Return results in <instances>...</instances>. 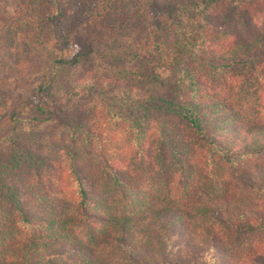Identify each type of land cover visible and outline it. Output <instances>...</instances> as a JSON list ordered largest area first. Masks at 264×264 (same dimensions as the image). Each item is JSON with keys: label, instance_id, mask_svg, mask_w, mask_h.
<instances>
[{"label": "trees", "instance_id": "1", "mask_svg": "<svg viewBox=\"0 0 264 264\" xmlns=\"http://www.w3.org/2000/svg\"><path fill=\"white\" fill-rule=\"evenodd\" d=\"M11 2L21 13L13 27L0 30V44L20 39L25 54L19 61L35 76L24 83V70L15 76L10 94L0 93L4 103L13 98L22 101L21 107L32 104L33 113L29 130L13 131L8 148L0 149V188L5 190L0 213L6 218L0 226V264H264L258 245L264 242V120L235 102L234 94L242 80L251 89H259L254 81L264 89V30L259 29L264 28V0H227V5L221 0ZM63 2L69 7L64 9ZM210 5L223 13L222 28L192 20L186 22L187 33L178 13ZM210 14L205 18L212 20ZM62 17L69 21L58 23L59 41L77 49L68 60L30 40L35 29ZM210 32L215 36L209 38ZM119 36L127 42L113 48ZM43 52H49L47 59ZM90 57L115 71L79 74ZM135 86L147 89L133 99L129 92ZM115 95L137 101L140 118L112 109L107 101ZM168 115L176 116L180 127ZM40 144L66 156L40 153ZM66 144L95 149L104 187H114L112 196L118 199L131 202L138 188L133 180L140 174L129 169L150 170L156 163L181 189L192 187L194 176L202 174L199 187L206 186L204 195L212 189V195L198 194L193 186L182 196L184 204L170 198L115 212L99 197L96 177L75 162L76 150ZM107 144H136L133 158L140 161L126 163L119 146L112 158ZM53 170L61 173L56 180ZM228 174L243 184L239 192L214 186L217 177L221 181ZM56 182L75 191L70 213L49 214L36 205L63 189ZM3 201L12 207L10 215ZM247 202L256 204L250 212ZM81 229L86 239L74 237ZM250 235L258 238L245 243Z\"/></svg>", "mask_w": 264, "mask_h": 264}, {"label": "rangeland", "instance_id": "2", "mask_svg": "<svg viewBox=\"0 0 264 264\" xmlns=\"http://www.w3.org/2000/svg\"><path fill=\"white\" fill-rule=\"evenodd\" d=\"M12 1V0H11ZM9 2L8 0H0V30L1 29H9L11 28L10 26L13 27L15 21V17H19V13L21 11L17 9L16 3ZM128 1V0H127ZM223 4L227 5V0H221ZM219 2V1H218ZM68 4L67 2H63V8L66 9ZM20 11V12H19ZM206 13H212L211 18L214 17L212 20L211 19H206L205 14ZM183 24L182 26L185 27L187 30V33L189 32L187 23L190 24L192 20L195 21H201L202 24H211L213 29H221L220 23H218V20H220V17H222L223 13L220 12L219 8L217 5H210V7H205L204 10L200 11L197 9H188V8H183L182 12L178 13ZM217 14V15H216ZM56 19V18H55ZM206 20V22L204 21ZM210 20V21H209ZM68 18L62 17L59 22L56 19L52 23H45L43 24L39 29H35V31L32 33V37L30 38L31 41L36 40V45L40 46L39 43H41V46H47V48H50L51 51L55 55L61 56L63 59H70L72 55L76 52V47L75 46H68V47H63L59 41L60 35L58 34V28L59 24L58 23H66L68 22ZM187 22V23H186ZM208 26V25H206ZM223 26V25H222ZM241 29L240 27H238ZM260 30H264L263 27H259ZM36 32V33H35ZM210 34L215 36L214 33L210 32L209 33V38ZM20 36V35H19ZM126 38L124 36H119L115 40V43L112 44L113 48H117L116 45H122L125 42H127ZM199 45L197 41V46ZM24 43H21L20 39H6L3 41V43L0 44V93H11V86L13 85V82L15 81V76L19 73H23L24 70L28 71L27 75L23 77L24 83L28 84L33 81L34 78V72L33 69L30 68V65H27L25 62H20L19 60L24 57L25 50H24ZM113 48H111L110 51H113ZM45 56H42V59H47V55H49V52H43ZM115 56V53L112 52L108 54V59L110 58V62L113 63V57ZM41 59V60H42ZM37 63H39L37 61ZM199 63V62H197ZM104 69L103 71L107 74L113 73L115 71V67H108V64L101 62L99 63L98 60L95 57H90L88 60L84 61L83 65L78 69L79 74H93L96 72V70H101ZM247 70V67L241 69L242 72H245ZM240 81L241 86H236L234 88L235 91V102L240 103L242 106H244L250 114L255 115L257 119H262L264 120V89L258 85L256 81L253 83H256L259 89H251L248 87L249 85L245 82ZM252 83V82H251ZM255 84V86H256ZM253 85V84H252ZM115 88V87H114ZM146 90L147 88H137L136 86L129 92V94L132 95V98L135 99V94L137 95L138 92L142 91V93L145 94L143 91ZM225 93V92H224ZM228 94V92H226ZM122 96H126L127 93L122 92L120 94ZM3 95H0V149H6L8 148L7 140L8 137L12 134L13 131H20V130H25L28 131L30 128V118L33 115L32 113V104L27 105L25 107H21L22 101L18 99H13L10 98L8 101L5 103L2 102ZM32 101V99L30 100ZM107 104L112 107L119 115L126 116L131 119H139L140 118V112L138 110V103L137 101H124L123 99H119V96H111ZM169 118H171V121L173 120L176 122V124L180 127V121L177 119L176 116L172 117L168 115ZM43 130H48V127L43 128ZM114 140H117L119 137V132L115 135L112 136ZM30 145V144H29ZM69 149H74L76 150L78 158L76 159V163H78L82 166L83 170L91 176H95L97 181V193L99 197L101 196L102 199H105L109 204H111V209L115 212H120L121 210L125 211H131L133 210L132 208H141L142 203L148 204V203H153L154 201L158 200L160 203H167L170 198L172 200L177 201V203L184 204V201H181L182 196L186 195L187 190H192L193 186L198 190V194H201L203 196L207 195H212L211 193L213 192L212 189H208V194L204 195V188L206 187L205 185H202V187H199V185L204 181L203 175L197 174V167H196V174L197 177L194 176V179L192 180L194 182L193 186L189 188H182L178 187L176 181L174 178H168L162 174L160 171V165L155 164L157 167L156 168H151L150 170L146 169L147 166H143L141 169L137 168L135 169V166L132 167L135 169H129L130 174H135L138 173L140 174L139 179H134L135 185L138 186V188L133 189L132 191V201L128 202L125 200L118 199L116 196H112L113 194V189L114 187L109 189H105V179H103L102 175L99 176V170L100 167L95 165L97 162V154L95 152V149H91V151H86L79 144H66ZM31 146V145H30ZM115 146H119L120 150L122 152V157L127 160L126 163L128 164H135L140 161V158H133V154H135L137 150V145L136 144H107L105 147L107 151L109 152L110 156L114 158L115 154ZM149 144H142V147H148ZM94 148H97L94 146ZM37 151L40 153L44 154H50L52 157H57V156H66L63 154H66L65 152H57L53 151L52 149H49L45 144H40L39 148H36ZM99 150V149H98ZM146 155L143 156L145 158ZM119 161V160H116ZM136 161V162H133ZM121 163V162H119ZM43 164L48 167V163L45 161ZM148 165V164H146ZM45 170V169H43ZM140 170V171H139ZM142 170V171H141ZM46 171V170H45ZM54 173V170L52 171ZM61 173H58L60 175ZM57 175V176H58ZM52 179L56 180L58 178L55 173L52 175ZM66 174L63 173V177H65ZM176 176V175H175ZM100 179H99V178ZM171 177V176H170ZM58 185L61 184V182H56ZM222 184V187L224 188L223 190L226 191L228 189L231 192H239L244 186L240 182L239 178L231 176V175H225L221 178V181H219V177L214 181V186L217 187L218 184ZM191 184V183H190ZM63 186V189L60 191L59 189L53 190V191H60L58 193H54L51 195L50 199L47 200L46 202H43L41 200H38L36 205L38 206L39 210L46 211L49 214H67L72 212L73 208L71 207L72 201L75 200L74 194L75 191L71 186H66L64 184H61ZM134 185V186H135ZM66 188H65V187ZM49 189V187H46ZM130 189V187H129ZM215 189V188H214ZM4 187L2 189L0 188V193H4ZM131 193V192H130ZM197 196V192H195ZM186 198V197H185ZM210 199V198H209ZM171 200V199H170ZM3 206L7 208L8 210V215H10V212L12 211V207L10 206L9 203L6 201L2 202ZM248 205L245 207L246 211L250 212V209H254L255 205L254 203H249L247 202ZM4 212V211H2ZM261 215L264 214V212H260ZM6 218L3 214L0 213V226L5 222ZM101 227V230H105V227ZM99 230L100 228H96ZM85 231H82V229L79 231L75 232L74 237H81L86 239ZM256 234V233H253ZM258 236L256 235H250L247 239H245V243H252L253 240L257 239ZM260 246V249H262L263 254H264V242L258 243Z\"/></svg>", "mask_w": 264, "mask_h": 264}]
</instances>
